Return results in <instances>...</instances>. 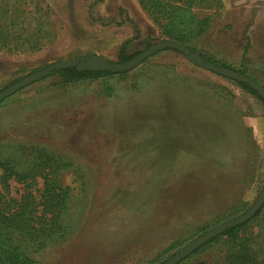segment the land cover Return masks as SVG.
Listing matches in <instances>:
<instances>
[{
	"label": "rangeland",
	"instance_id": "rangeland-1",
	"mask_svg": "<svg viewBox=\"0 0 264 264\" xmlns=\"http://www.w3.org/2000/svg\"><path fill=\"white\" fill-rule=\"evenodd\" d=\"M160 1L163 8L154 0H0V91L54 62L115 60L121 43L136 56L163 40L236 68L244 59L264 86L263 65L223 56L237 51L228 40L245 43L243 29L264 0H253L250 14L237 11L236 31L222 23L221 0ZM118 72L73 85L47 75L0 101V152L34 148L70 163L59 175L70 190L64 236L33 264H161L245 212L264 185L262 99L172 49ZM35 179H9L7 189L0 180V191L38 199ZM259 217L238 235L264 231V206ZM214 247L177 264H227L235 244Z\"/></svg>",
	"mask_w": 264,
	"mask_h": 264
},
{
	"label": "trees",
	"instance_id": "trees-1",
	"mask_svg": "<svg viewBox=\"0 0 264 264\" xmlns=\"http://www.w3.org/2000/svg\"><path fill=\"white\" fill-rule=\"evenodd\" d=\"M140 1L145 5L146 0ZM156 5L163 8L157 2ZM189 50L191 53H197L207 63L218 68L236 70L258 83V80L252 77L245 67L235 68L213 56L198 52L194 47H189ZM133 57L134 54L125 53V45L121 43L117 58L107 61L109 68L78 67L81 59L84 58L79 57L75 58L77 62L73 66L52 69L48 76H56L62 83L70 85L106 80L107 77L120 73L112 70V67ZM236 82L247 92L261 99L257 90L247 82L237 80ZM69 164L59 155L57 157L53 153L34 148L28 152L18 151L11 156H5L0 152V180L3 181V183L0 181L3 184L1 189H7L9 179L20 183L24 179L26 182L29 178L27 185L30 186L35 184L36 176L41 178L40 187L36 189L40 192L38 199L29 191L23 193L20 198L7 199L5 193L0 191V264H33L36 262L35 256L40 251L64 236L66 223L61 213L67 208L65 197L70 190L67 185L60 182L59 175L60 169H65ZM263 206L264 204L249 220L209 239L193 253L215 248L214 246L222 241L230 240L235 244V248L227 253V264H264V231L259 229L243 238L238 235L242 228L248 226L250 220L260 216ZM259 218L262 220L261 217Z\"/></svg>",
	"mask_w": 264,
	"mask_h": 264
},
{
	"label": "water",
	"instance_id": "water-1",
	"mask_svg": "<svg viewBox=\"0 0 264 264\" xmlns=\"http://www.w3.org/2000/svg\"><path fill=\"white\" fill-rule=\"evenodd\" d=\"M164 48H170L179 51L180 53L184 54L190 61L202 66L203 68L210 70L212 72H215L217 74L223 75L225 77H228L233 80L247 82L253 89L257 90L258 95L262 98L264 102V87L260 84L256 83L253 79L250 77L240 74L235 70L229 69V68H218L210 63H207L203 60H199L194 57V54L190 52L189 48L187 46L181 45L179 43L169 41V40H163L156 42L154 44H151L148 48L141 51L136 57H134L131 60H128L127 62L123 64H118L115 67H112V70L115 71H121L124 69H127L130 66H133L140 61L144 60L151 54L155 53L156 51H159ZM86 60H97L100 61L103 64V67L100 68H109L107 61L105 58L100 56H89L84 57L81 59V62H84ZM76 59L71 60H65V61H58L49 64L43 69L34 71L33 73L21 78L20 80L12 83L8 87L4 88L0 91V101H2L4 98L8 97L9 95L13 94L17 90L23 88L24 86L29 85L30 83L37 81L41 79L42 77L48 75L52 69H60L63 67H69L73 66L76 63ZM79 63V64H80ZM78 64V67H79ZM83 68V67H81ZM264 204V185L255 199V201L251 204V206L242 214L238 215L237 217L228 220L226 222L220 223L213 228L207 230L206 232L202 233L201 235L197 236L193 240H191L188 244L183 246L180 250H178L174 255L169 257L167 260H165L161 264H177L180 260L185 258L186 256L193 253L195 250H197L201 245L205 244L209 239L214 238L221 233H223L228 228L234 227L238 224H241L247 220H249L254 214L262 207Z\"/></svg>",
	"mask_w": 264,
	"mask_h": 264
},
{
	"label": "crops",
	"instance_id": "crops-1",
	"mask_svg": "<svg viewBox=\"0 0 264 264\" xmlns=\"http://www.w3.org/2000/svg\"><path fill=\"white\" fill-rule=\"evenodd\" d=\"M221 2L224 10L222 23L232 26L231 31H236V28L241 25L238 18H235V16H237V11L242 8L244 13L247 12V14H250L251 10L256 6L253 0H221ZM246 25H248V27L243 29V36L240 38L241 42L245 40V43H241L240 45L236 42V39H233V41L228 40L231 43V48L237 51L235 53H223V56L228 62H239L242 57H246V65L249 64L247 61L248 58L251 62H254L251 66H255L256 63L264 66V59H262V57H264V10L257 12L255 16H250ZM259 31L261 38H257L255 34ZM257 50H259L260 53H256Z\"/></svg>",
	"mask_w": 264,
	"mask_h": 264
},
{
	"label": "flooded vegetation",
	"instance_id": "flooded-vegetation-1",
	"mask_svg": "<svg viewBox=\"0 0 264 264\" xmlns=\"http://www.w3.org/2000/svg\"><path fill=\"white\" fill-rule=\"evenodd\" d=\"M188 48H189V47H188ZM164 49H170V48H164ZM172 50H174V49H172ZM175 51H177V50H175ZM178 52H179V51H178ZM139 53H140V52H139ZM139 53H138V54H139ZM138 54H137V55H138ZM137 55H136V56H137ZM183 55H184V54H183ZM136 56H134V57H136ZM184 56H185V55H184ZM134 57H133V58H134ZM133 58H132V59H133ZM130 60H131V59H130ZM243 60H244V59H242V61H241V64H243V66H241V67H245V66H244V63H243ZM126 62H127V61H126ZM124 63H125V62H124ZM122 64H123V63H122ZM44 68H45V67H44ZM235 68H236V67H235ZM239 68H240V67H239ZM245 68H246V67H245ZM42 69H43V68H42ZM232 70H233V69H232ZM235 71H236V70H235ZM237 72H238V71H237ZM48 75H49V74H48ZM244 75H245V74H244ZM46 76H47V75H46ZM44 77H45V76H44ZM258 84H259V83H258ZM260 85H261V84H260ZM261 86H262V85H261ZM24 87H25V86H24ZM263 87H264V86H263ZM261 99H262V98H261ZM262 101H263V100H262Z\"/></svg>",
	"mask_w": 264,
	"mask_h": 264
}]
</instances>
